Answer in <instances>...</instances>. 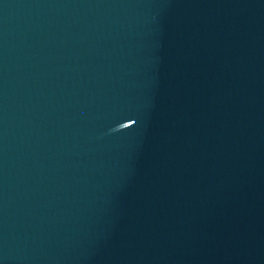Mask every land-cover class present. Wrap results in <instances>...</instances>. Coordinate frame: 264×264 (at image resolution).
<instances>
[{
  "label": "water",
  "instance_id": "water-1",
  "mask_svg": "<svg viewBox=\"0 0 264 264\" xmlns=\"http://www.w3.org/2000/svg\"><path fill=\"white\" fill-rule=\"evenodd\" d=\"M0 264H264V0H0Z\"/></svg>",
  "mask_w": 264,
  "mask_h": 264
}]
</instances>
